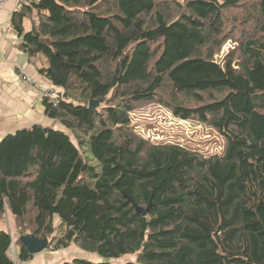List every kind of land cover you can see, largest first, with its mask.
I'll use <instances>...</instances> for the list:
<instances>
[{"label":"trees","instance_id":"trees-1","mask_svg":"<svg viewBox=\"0 0 264 264\" xmlns=\"http://www.w3.org/2000/svg\"><path fill=\"white\" fill-rule=\"evenodd\" d=\"M22 3L11 24L62 129L0 141V264L34 256L28 234L109 259L61 264H264V0ZM153 102L218 130L223 151L141 134L131 113Z\"/></svg>","mask_w":264,"mask_h":264},{"label":"crops","instance_id":"crops-1","mask_svg":"<svg viewBox=\"0 0 264 264\" xmlns=\"http://www.w3.org/2000/svg\"><path fill=\"white\" fill-rule=\"evenodd\" d=\"M22 2L23 0H7L5 6L0 9V141L10 133L35 124L62 129L59 121L45 113L42 88L36 84H25L21 75L24 70L42 86H52L40 73V61L23 52L18 46L19 42L15 43L12 33L6 31L13 12L22 7ZM36 15L34 12L26 18L27 29L31 28ZM12 253L16 256L14 249ZM77 254L79 250L75 247L62 250L46 249L34 254L28 261L17 260L16 264H61L65 260L74 259Z\"/></svg>","mask_w":264,"mask_h":264},{"label":"rangeland","instance_id":"rangeland-1","mask_svg":"<svg viewBox=\"0 0 264 264\" xmlns=\"http://www.w3.org/2000/svg\"><path fill=\"white\" fill-rule=\"evenodd\" d=\"M6 2L7 0H4L0 4V9L5 6ZM36 17L37 15L35 16V19ZM10 26L13 29L11 23ZM10 26H8L6 31L12 33L15 43H18L19 39L17 38V40H15L14 38V34L16 32L14 33L9 31ZM233 45V42H228L224 46L223 51L220 55H218V61L221 62L224 59V56ZM22 72L27 74L24 70H22ZM29 77L34 79L31 76ZM131 118L132 123L136 126L138 131L148 138L160 140L167 139L173 143H180L187 148L201 150L206 153L215 154L223 151L225 141L223 135L218 130L201 122L177 118L168 108L159 103L153 102L138 107V109L131 113ZM69 133L71 132L69 131ZM71 135L73 139L77 141V138L73 135V133H71ZM81 150L84 152V156H90V158L92 157L89 150L87 151L86 149L85 151V148H81ZM54 220L55 226L58 228L60 225V219L56 217ZM70 247L77 248L75 245ZM77 256L91 261L109 260L102 258L97 253H89L82 250H79V254H77ZM129 257L131 256H126L118 260H112L116 263H121Z\"/></svg>","mask_w":264,"mask_h":264},{"label":"water","instance_id":"water-1","mask_svg":"<svg viewBox=\"0 0 264 264\" xmlns=\"http://www.w3.org/2000/svg\"><path fill=\"white\" fill-rule=\"evenodd\" d=\"M98 101L91 100L90 107L96 108ZM139 212L145 213L146 211L142 208H137ZM22 241L26 244L29 251L32 254H37L45 251L48 248V239H41L32 234H28L22 238Z\"/></svg>","mask_w":264,"mask_h":264},{"label":"built area","instance_id":"built-area-1","mask_svg":"<svg viewBox=\"0 0 264 264\" xmlns=\"http://www.w3.org/2000/svg\"><path fill=\"white\" fill-rule=\"evenodd\" d=\"M3 1H4V0H0V4H1ZM9 31H12V32L15 33V31L12 29L11 26L9 27ZM14 38H15V40H17V38H18V36H17L16 33L14 34ZM21 75H22V77H23V79H24V83H25V84H36L37 86H40V85H41L40 82H38L37 80H34V79L30 78L27 74H25V73L22 72V71H21ZM40 87L42 88V91H43V97H47V98H49L50 101H52V102H56V100H57V96H58V95H57L58 91H57V89H55V88L53 87V85L50 86V87H42V85H41Z\"/></svg>","mask_w":264,"mask_h":264}]
</instances>
